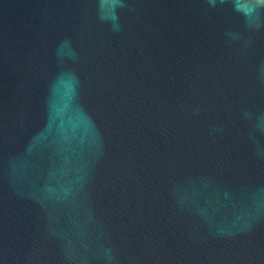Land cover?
I'll use <instances>...</instances> for the list:
<instances>
[{"label":"water","instance_id":"95a60500","mask_svg":"<svg viewBox=\"0 0 264 264\" xmlns=\"http://www.w3.org/2000/svg\"><path fill=\"white\" fill-rule=\"evenodd\" d=\"M0 264H264V0H0Z\"/></svg>","mask_w":264,"mask_h":264}]
</instances>
